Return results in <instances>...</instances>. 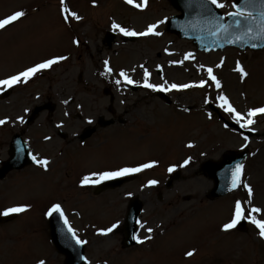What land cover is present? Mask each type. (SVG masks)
Instances as JSON below:
<instances>
[{
  "label": "rangeland",
  "instance_id": "obj_1",
  "mask_svg": "<svg viewBox=\"0 0 264 264\" xmlns=\"http://www.w3.org/2000/svg\"><path fill=\"white\" fill-rule=\"evenodd\" d=\"M60 1L0 0V19L21 10L27 13L7 31L0 32V77L10 78L23 72V68L38 65L36 62L70 54L69 61H59L38 72L41 75L32 83H21L7 100L0 99V118L17 116L24 110L52 102L56 105L55 113L41 114L38 126L32 129L40 138L56 135L52 122L66 121L64 116L68 112L74 118L63 129L70 135L80 134L90 124L89 120L96 125L99 117L123 118L125 126L116 124L100 129V134L88 140L84 147L80 142L67 141L73 164L100 169L109 164L150 158L151 163L152 159L161 163L152 167L149 175L160 186L141 195L145 208L140 222L144 225L140 227V239H146L148 228H155L161 233L159 237L127 250L121 258L117 252L106 249H120L123 232L101 239L93 237L88 255L94 260L106 259L103 264H108V260L113 264H264V238L250 222L252 215L264 220V114L255 116V123L246 129L260 136L245 140V136L228 129L212 110L216 108L223 118L238 124L220 107V95L226 96L242 115L264 107V51L240 52L227 48L219 52H198L191 42L166 31L167 21L179 14L169 0H147L144 8L96 0L101 5L99 9L90 7L92 0H64L69 16L74 10L81 15L76 20L78 23L69 25L60 14L63 5ZM220 2L225 5L220 8L225 15L234 11V0ZM134 4L142 5L141 0H134ZM120 23L137 33L157 25L155 31L160 35L132 43L119 42L109 51L104 44L105 34ZM118 34L121 35L120 31ZM73 37L79 39L80 48L71 43ZM239 64L248 73L246 77L235 71ZM108 68L112 69L110 73ZM208 68L213 69V75L220 81L219 88L211 82ZM159 70L161 76H158ZM121 72L127 73L133 82L163 86L169 91V100H163L156 90L132 91L124 86L125 77ZM202 81L207 85L196 88ZM172 84L194 86L168 90ZM106 89L115 95L112 106L104 94ZM39 93L42 98H34ZM11 133L9 129L0 130V146L7 143ZM62 142L65 141L57 138L52 145L42 146L50 150L51 146H62ZM242 149H248L251 155L243 167L240 190L209 201L207 193L213 188V182L200 173L201 164L218 161L228 151ZM5 158L2 152L0 160ZM189 158L191 162L183 166ZM171 167L182 174L168 189L166 182ZM40 172L28 168L0 182V211L17 206L29 209L16 220L0 226V264H35L46 258L45 264H64L65 257L53 251L47 236L48 210L59 204L75 228L78 227L76 220L87 227L98 222L106 226L123 220L130 199L121 194H131L139 184L92 199L91 191L79 189L68 176L67 184H63L66 191L58 193V180L52 179L65 181L59 177V170L50 177ZM244 185L251 187V196ZM185 196L191 199L186 201ZM237 202L245 208L249 224L245 233L223 230L233 219ZM252 207L262 212L251 214L248 210ZM80 230L87 239L88 231L83 227ZM190 251L194 253L192 256L187 255Z\"/></svg>",
  "mask_w": 264,
  "mask_h": 264
},
{
  "label": "snow or ice",
  "instance_id": "obj_2",
  "mask_svg": "<svg viewBox=\"0 0 264 264\" xmlns=\"http://www.w3.org/2000/svg\"><path fill=\"white\" fill-rule=\"evenodd\" d=\"M126 2L129 4H134V0H126ZM196 2L198 3L200 8L205 10L206 14H212V10L210 8H208L209 4L215 5L216 8H224L225 7V5L220 2V0H196ZM61 3L63 4L64 0H61ZM134 6L139 8L142 5L141 4H134ZM143 6H145V7L147 6V0H143ZM232 6L236 10L229 12L228 15L235 18L233 21L235 27L240 28L242 21L246 25V27H245V31L243 33V36H237L235 39H230L229 43H236L238 40H243L244 36L249 37L251 40L264 39V0H244L243 8H241L236 3H233ZM257 8H259L258 14L256 11ZM63 11L65 13L64 18L66 20L69 19V9L65 6ZM26 15H27V13L25 11L21 10V11H17L15 13L9 15L6 18L0 19V30H6L9 26H13L16 22L22 20V18H24ZM70 16L75 18L76 20L80 19L79 15H77L74 12L70 13ZM215 20H216L218 30L216 32H213L212 34L213 35H219V32H224L227 34L231 25L220 23V21L222 20V17H215ZM117 28L125 36H136V35L146 36V35H150V34L151 35H160L159 32L155 31V29L157 28V25L149 26L148 30L146 32H142V33L129 31L123 27H120L119 25L114 24L113 29L115 30ZM243 42L247 43L248 41L243 40ZM76 43L78 44L79 42L77 41ZM251 46L253 48H256L259 45H257L256 43H252ZM190 55L191 54H189V56ZM186 58H188V57H186ZM64 59H67V57H59L56 59H50L44 63H41V64H38L34 67L28 68L27 70L19 73L18 75H14L8 79L0 80V90L13 88L14 85H17L20 83H27L28 80H30L38 72H41V71L48 69V68H51L52 65H54V64L58 63L60 60H64ZM104 63L107 65L108 62L105 61ZM181 63H183V61H181ZM220 66L221 65H217V67H220ZM236 70L241 73L242 77H246L248 75V73L242 67L238 66ZM107 71L110 73L112 71V69L108 68ZM207 72H208V75H209L211 81H213L215 83L216 87L219 88L221 86L220 81L216 78L215 75H213V69L208 68ZM120 75L125 77V80L127 81V83H129V84L133 83V81L128 78L127 73L121 72ZM145 75L147 76V72L145 73ZM116 83L119 84L120 81L117 80ZM205 83H206V81H202L199 85H196V86L203 87ZM144 86L152 88L153 90H156V91H164L165 90L163 87H157L156 85H152V84H148V83H145ZM193 86L194 85H188V84L180 85V86H178L176 84H172L171 88L181 90V89L193 87ZM218 99L220 101H222L220 107L224 108L226 112L231 114L235 118L236 122L238 124H240L241 128H250V126L255 123V120L253 118L257 115L264 114V107H261V108L251 109L246 114L242 115L241 113L237 112V110L234 107H232V105L229 103L228 98L226 96L220 95L218 97ZM65 103H67V101H65ZM19 120L21 123L25 122L23 116H21L19 118ZM6 123H7L6 120H0V125L6 124ZM88 123L91 124L92 121L89 120ZM48 139H50V137ZM244 139L247 140L248 138L244 137ZM189 147H192V145H189ZM32 159H33V161H35L36 163H38L39 165H41L42 167L47 169L49 161L37 160V158L35 156H32ZM190 162H191V158H189V160H186L184 162L183 166H187ZM154 166H155L154 163H146V164H143L140 167H136V168H122V169L117 170V171H106V172H102V173H98V174H93L96 177V179H92V177H84L82 183L85 185H87L89 183L99 184V183H102V182L107 181V180H112V179H116L119 177L130 175L133 173H138V172H141L145 169L152 168ZM172 171H175V168H169V172H172ZM242 174H243V165L237 164L235 166L234 170L231 171L232 188H236V187L240 186V178H241ZM155 184H157V181L153 180V181L149 182L148 186H152ZM244 186L247 188L249 196H251L252 195L251 187H249L248 185H244ZM129 195H131V194H129ZM27 210H28L27 206L10 207V208H7L3 211H0V215L10 216L12 214L26 212ZM248 211L251 214H255V213H261L262 209H260L258 207H252ZM54 214H58L63 219L64 225L67 226V233L70 234L72 240L75 241V244L83 245V244L87 243V241L80 240L76 234V231L68 224V220L64 216V212H63V210L59 204L53 205L48 210V212L46 213V215L48 217H52ZM245 218H246L245 208L242 206V204L240 202H237L235 205L234 217L230 223H227L224 225L223 230L229 231L231 229H234L240 223V221L245 219ZM250 222L252 224H254L257 229H259V236L261 238H264V220L257 219L255 215H252ZM138 223H139V221H138ZM118 227H119L118 224H114V225H112V227L108 228L107 230H102L100 234L101 235H108L109 233L113 232ZM140 227L143 228L144 225L141 223ZM147 232L151 233L152 229L148 228ZM151 238L152 237L150 235L146 237V239H151ZM134 239H136L138 243H144L145 242V240L140 239L138 236H134ZM193 254L194 253L191 251L187 253L188 256H192ZM39 264H45V261L41 260V261H39ZM88 264H90V262H88Z\"/></svg>",
  "mask_w": 264,
  "mask_h": 264
},
{
  "label": "water",
  "instance_id": "obj_3",
  "mask_svg": "<svg viewBox=\"0 0 264 264\" xmlns=\"http://www.w3.org/2000/svg\"><path fill=\"white\" fill-rule=\"evenodd\" d=\"M171 1L173 5L182 12V15L180 17H175L169 23L168 30L170 32L179 34L182 38L194 40V43L199 47V49L209 52L212 50L224 49L227 46H235L244 50L248 47L253 48L251 46L252 43L259 45L254 49L264 48V39L251 40L247 36L243 37V40L248 41L247 43H244L243 40H238L236 43H229L230 39H235L237 36H243L246 25L242 21L240 28L235 27L233 23L235 18L231 16L229 21L225 23L219 11L216 10L211 4L208 5V8L212 10V14H206L205 10L199 7L196 0ZM236 4L243 8L244 0H237ZM256 11L258 14L259 8H257ZM215 17H222L220 23L231 25L227 34L224 32H219V35L212 34L218 30ZM41 110L42 109H37L36 113ZM112 123L113 122L104 123L103 125L106 126ZM89 135H91V133L85 135L84 138H87ZM245 158L246 154L229 153L220 163L208 162L203 166V171H205L215 182V188L210 193V197L212 199L229 194L238 188H232L231 171L234 170L237 164H242ZM16 163H18L17 159L13 158V161L5 166L6 169L3 173L6 174L11 169L23 168L29 164V162H26L23 165L18 166ZM141 211L142 204L138 200H135V202L132 204L127 220V246L133 245L132 241L137 230L136 224ZM8 219L9 218L0 219V223H4ZM51 229L53 239L58 250L66 254L68 257L67 264H83L81 263L83 249L75 248L76 244L72 240L69 233H67V230L65 229L59 215L52 218ZM240 230H245L244 224L240 226Z\"/></svg>",
  "mask_w": 264,
  "mask_h": 264
},
{
  "label": "flooded vegetation",
  "instance_id": "obj_4",
  "mask_svg": "<svg viewBox=\"0 0 264 264\" xmlns=\"http://www.w3.org/2000/svg\"><path fill=\"white\" fill-rule=\"evenodd\" d=\"M36 151L37 153L41 156V157H44L45 160H48V161H51V162H54L56 159H51V158H48V157H51V156H54L55 153H56V148H54V146L51 147L50 150H46L44 148V146H37L36 147ZM63 153H65V151H63L61 153V156H63ZM67 155V153H65ZM58 158L60 157V155L57 156ZM55 166L57 167V169L60 171V174H67L68 171H69V164L67 162H65L62 166H60L59 162H57L55 164ZM51 167H53V163L51 164Z\"/></svg>",
  "mask_w": 264,
  "mask_h": 264
},
{
  "label": "bare ground",
  "instance_id": "obj_5",
  "mask_svg": "<svg viewBox=\"0 0 264 264\" xmlns=\"http://www.w3.org/2000/svg\"><path fill=\"white\" fill-rule=\"evenodd\" d=\"M149 38H151V37H149Z\"/></svg>",
  "mask_w": 264,
  "mask_h": 264
}]
</instances>
